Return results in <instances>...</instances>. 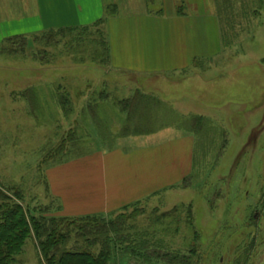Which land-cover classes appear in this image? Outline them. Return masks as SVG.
<instances>
[{"label": "rangeland", "instance_id": "1", "mask_svg": "<svg viewBox=\"0 0 264 264\" xmlns=\"http://www.w3.org/2000/svg\"><path fill=\"white\" fill-rule=\"evenodd\" d=\"M206 6L221 53L204 67L140 76L110 68L99 45L105 24L41 30L37 0H0L13 17L0 15V185L33 215L61 217L52 168L135 142L194 138L184 185L96 217L121 223L109 264H164L155 258L165 253H192L195 264H264V0ZM137 91L154 101L130 111ZM13 264H41L34 237Z\"/></svg>", "mask_w": 264, "mask_h": 264}, {"label": "crops", "instance_id": "2", "mask_svg": "<svg viewBox=\"0 0 264 264\" xmlns=\"http://www.w3.org/2000/svg\"><path fill=\"white\" fill-rule=\"evenodd\" d=\"M163 1L165 6L155 10L151 0H37L38 27H89L104 19L110 68L140 76L204 67L221 53V31L206 0ZM0 15L13 19L7 7ZM150 141L49 170L48 187L60 215L111 216L176 188L193 168V136Z\"/></svg>", "mask_w": 264, "mask_h": 264}, {"label": "trees", "instance_id": "3", "mask_svg": "<svg viewBox=\"0 0 264 264\" xmlns=\"http://www.w3.org/2000/svg\"><path fill=\"white\" fill-rule=\"evenodd\" d=\"M110 13V11L108 12ZM100 20L94 25L84 27L89 29L105 24ZM76 28H61L55 32L73 31ZM52 32V31H51ZM106 53L109 62V47L107 38L99 43ZM99 47V46H98ZM154 101L148 95L139 93L128 99L125 107L132 111L135 102ZM131 106V107H130ZM125 111V110H124ZM132 114V113H131ZM204 118H193L194 127L203 124ZM195 127V128H196ZM189 177L182 181L184 185ZM141 202L133 204L135 206ZM125 207L123 210L131 207ZM96 217H36L21 203L18 194L12 195L0 185V264H13L15 257L21 253L27 240L31 237L38 243L41 264H109L111 247L119 242L122 236L117 234L122 230L120 222H105ZM124 218L120 216L119 219ZM115 236V238H114ZM75 237V246L67 249V245ZM101 246L98 254L93 249ZM156 257V256H155ZM154 257V258H155ZM193 254L165 253L157 254L156 261L164 264H195Z\"/></svg>", "mask_w": 264, "mask_h": 264}]
</instances>
